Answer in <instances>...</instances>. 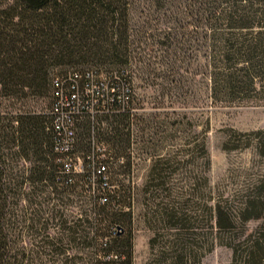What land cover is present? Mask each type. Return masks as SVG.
Segmentation results:
<instances>
[{
    "label": "trees",
    "instance_id": "16d2710c",
    "mask_svg": "<svg viewBox=\"0 0 264 264\" xmlns=\"http://www.w3.org/2000/svg\"><path fill=\"white\" fill-rule=\"evenodd\" d=\"M183 2L184 9L194 7L192 32L204 58L209 98L216 103L264 100V0ZM128 6L129 0H0L1 95L45 96L48 93L49 97L45 113L0 112V264H8L2 235L6 190L34 179L56 186L71 185L75 174L87 185L86 197L92 213L87 220L90 227L98 229L102 224V229L111 231L91 237L96 246L90 264L132 262L131 237L121 227L129 222V211H122L123 197L118 186L110 187L108 183L110 169L121 163V157L113 159L109 144L113 145L115 136L100 137L99 125L101 120L115 125L127 121L130 115L133 88L127 69L101 67L124 64L128 60ZM84 64L89 66L50 75L59 66ZM87 71H101L112 83L114 79L110 75L116 71L117 75L128 78L131 85L123 107L117 104L93 118L84 113L73 122L74 143L70 154L77 153L80 131H84L86 139L81 159L85 161L89 155L92 142L103 147L104 151L96 152L95 158L106 167L105 186L100 185L102 174L96 176L94 187L91 172L63 171L65 154L54 150L53 115L48 112L53 103V80L66 79L69 72L83 76ZM238 135L245 139L230 144L227 138L222 148L236 149L254 139L258 153L264 157V129L238 132ZM201 150L205 154L203 141ZM13 158L30 161V175H20L7 167L6 160ZM158 160L147 174L145 186L151 190L166 182L163 160ZM204 163L207 168L206 157ZM5 178L8 182L3 181ZM192 178L194 205L190 212L174 208L168 201L153 204L147 217L151 235L144 264H200L202 256L214 245L230 250L228 264H264V179L246 190L237 204L228 205L221 197L210 203L211 198L205 191L208 184L205 171ZM256 219L261 222L247 232L246 222Z\"/></svg>",
    "mask_w": 264,
    "mask_h": 264
},
{
    "label": "rangeland",
    "instance_id": "374dc122",
    "mask_svg": "<svg viewBox=\"0 0 264 264\" xmlns=\"http://www.w3.org/2000/svg\"><path fill=\"white\" fill-rule=\"evenodd\" d=\"M183 1L129 0L128 60L101 65L127 69L133 88L128 120L115 125L99 122L100 137L115 136L113 145L109 144L113 159L121 157V163L110 169L108 183L118 186L122 211H129V222L121 227L131 237V264H144L148 257L151 229L147 217L153 204L168 201L188 212L193 208L192 177L205 171L210 203L221 197L228 205L237 204L246 190L264 179V157L252 136L246 146L222 148L227 138L230 144L245 139L238 132L264 129V100L216 103L209 98L204 58L192 32L194 7L184 9ZM84 66L89 64L59 66L50 75ZM48 106V93L21 97L0 93V112L45 113ZM84 136L80 131L79 157L86 149ZM158 159L163 160L166 182L151 190L145 186L147 174ZM7 165L20 175H30L28 160L8 159ZM77 177L66 186L32 179L6 190L2 235L8 264H90L96 246L91 237L111 231L102 229V224L98 229L90 227L87 185ZM260 222L249 220L246 231ZM229 258L227 247L214 245L200 264H228Z\"/></svg>",
    "mask_w": 264,
    "mask_h": 264
},
{
    "label": "built area",
    "instance_id": "2783aa9c",
    "mask_svg": "<svg viewBox=\"0 0 264 264\" xmlns=\"http://www.w3.org/2000/svg\"><path fill=\"white\" fill-rule=\"evenodd\" d=\"M111 73L113 83L101 71H87L83 76L69 72L66 79H54L52 82L53 103L48 112L53 115L54 150L65 154L62 162L65 173L91 172V186L96 184V176L101 174L100 185L105 186L106 177L103 175L106 167L103 163L96 162L95 158V153L103 152L104 149L92 142L85 161L74 153L70 154L74 143L73 122L84 113L93 118L96 114L108 112L117 104L120 107L126 104L125 100L131 91L130 82L128 78L117 75L116 71Z\"/></svg>",
    "mask_w": 264,
    "mask_h": 264
}]
</instances>
